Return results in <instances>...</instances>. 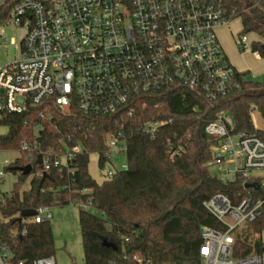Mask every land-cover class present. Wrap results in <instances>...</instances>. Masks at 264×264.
Returning a JSON list of instances; mask_svg holds the SVG:
<instances>
[{
    "label": "built area",
    "instance_id": "built-area-1",
    "mask_svg": "<svg viewBox=\"0 0 264 264\" xmlns=\"http://www.w3.org/2000/svg\"><path fill=\"white\" fill-rule=\"evenodd\" d=\"M7 2L0 0V16ZM9 23L26 33L20 42L21 57L0 65V135L7 132L2 123L7 115H23L35 107L43 108L40 118L51 117V107L63 116L109 117L118 129L105 135L107 160L103 168L97 166L103 180L126 170V162L114 169L110 161L113 155H125L126 125L145 109V98L181 88L214 103L237 87L241 73L231 65L217 37V30L230 23L220 0H14L0 21V45L16 48L14 38L7 40L1 29ZM235 40L240 53L249 50L246 36ZM160 125L163 122L147 120L141 131L153 138ZM39 129L34 123L35 135ZM204 133L212 142L205 167L224 184L240 182L245 191L237 203L222 193L203 202L218 227L200 229L201 264H264L263 247L258 253L234 255L237 234L261 215L264 206L256 185L264 184V131L233 133L231 119L220 111ZM170 149L173 155L182 151ZM83 151L81 143L70 140L59 153L42 151L36 141H22L16 150H0V155H14L0 166V237L1 225L10 221L2 211L12 194L2 189L4 177L13 174L15 186L22 175L29 189L32 179L51 166L72 173V159ZM24 154L29 163L22 168L30 167L27 175L15 168ZM22 185L19 194L28 190H21ZM77 205L89 210L90 201ZM50 209L37 207L32 209L34 215L19 221H49ZM17 233L22 236L25 230ZM11 258L0 240V264H10ZM32 264H55V260L48 256Z\"/></svg>",
    "mask_w": 264,
    "mask_h": 264
},
{
    "label": "trees",
    "instance_id": "trees-1",
    "mask_svg": "<svg viewBox=\"0 0 264 264\" xmlns=\"http://www.w3.org/2000/svg\"><path fill=\"white\" fill-rule=\"evenodd\" d=\"M13 2L8 0L0 21ZM220 2L229 21H240L241 30L236 37H257L258 41L250 42L249 51L264 60V0ZM248 76V71L238 73L237 87L214 103L181 88L145 98V109L126 125V170H118L100 183L88 173L89 156L98 154L97 166L103 168L108 153L105 135L118 129L112 119L76 113L63 116L52 107L48 109L51 117H38L41 107L23 115H7L2 121L7 132L0 135L2 151L16 150L22 141H36L42 151L51 149L57 153L69 140L84 146L83 153L72 159V173L51 166L41 177L32 179L29 189L21 194L18 190L25 177L20 176L2 211L10 219L1 225L0 237L11 251L10 264H32L35 259L53 257L49 221L20 222L22 211L77 205L87 200L89 210H80L78 214L82 264H201L200 229L218 227L204 210L203 202L222 193L237 203L245 191L240 182L224 184L205 167L212 142L204 128L220 111H226L233 123V133L257 132L251 113L257 111L264 119V83ZM147 120L163 122L153 138L141 131ZM34 123L40 126L37 135ZM171 147H181L182 151L173 155ZM28 163V154H24L15 168ZM260 184L256 183L259 195L264 197V184ZM83 189L86 194L81 193ZM243 228V238L235 239L237 257L258 253L262 248L264 206L261 215ZM23 229L25 234L21 236L17 231ZM251 234L258 237L252 239Z\"/></svg>",
    "mask_w": 264,
    "mask_h": 264
},
{
    "label": "rangeland",
    "instance_id": "rangeland-1",
    "mask_svg": "<svg viewBox=\"0 0 264 264\" xmlns=\"http://www.w3.org/2000/svg\"><path fill=\"white\" fill-rule=\"evenodd\" d=\"M1 29L4 31L7 40L14 38L16 45V48L9 44H7V47L0 45V65H3L21 57L20 42L24 37L26 30L24 28H14V26L10 23L1 26ZM240 30V21L238 19H234L233 21H230L226 27H221L217 30V37L222 46L223 52L231 65L237 71L243 72L247 71V66L250 62H255L256 60L249 50L241 54H239L240 51H237L238 49L236 50L237 47L235 39ZM253 38L254 37L252 35H246V41L248 40V42H251ZM253 41H258V39L255 38ZM252 70L254 69L250 70L251 74H249L248 79L264 83V66L260 68L258 75H255ZM223 114L226 118H230L226 111H223ZM251 122L255 130L264 131V119L261 118L257 111H253L251 113ZM1 132L5 131L1 130ZM13 158V154L2 153L0 155V166L7 165ZM96 162L97 156L95 154H91L89 156L88 173L96 182H100L102 177L97 169ZM124 162L125 158L122 155H113L110 161L114 169H119L121 164ZM109 167L110 164H108L105 168L108 169ZM4 178L5 182L2 185V189L9 193L14 188L12 183L16 180V177L11 174ZM28 186L29 183L27 179L22 185L21 190L28 189ZM80 210H86V208L80 205H69L64 207L56 206L50 209L51 218L49 220V226L53 241V258L55 259L56 264L83 263V249L78 221V214ZM93 212L98 216H102L99 212ZM245 231V228L241 229L237 236L243 238ZM247 233H249V229H247ZM255 237V235H252V239H255ZM261 242L262 247L264 248V232L261 234Z\"/></svg>",
    "mask_w": 264,
    "mask_h": 264
},
{
    "label": "crops",
    "instance_id": "crops-1",
    "mask_svg": "<svg viewBox=\"0 0 264 264\" xmlns=\"http://www.w3.org/2000/svg\"><path fill=\"white\" fill-rule=\"evenodd\" d=\"M249 35H252L254 38H253V40H255V38H257V37H255L253 34H249ZM252 40V41H253ZM251 41V42H252ZM250 43V42H249ZM236 50H237V48H236ZM238 51V50H237ZM239 52V51H238ZM249 52V51H248ZM245 53V52H244ZM239 54H241V53H239ZM251 54V53H250ZM253 55V57H254V59L256 60L255 62H250L249 64H248V69H247V71L249 72V74H251V69H254V70H252V72H254V74L255 75H258L259 74V72H260V68L262 67V66H264V60H262V59H260L257 55H255V54H252ZM101 182V181H100ZM99 182V183H100ZM55 260V259H54ZM55 264H56V261H55Z\"/></svg>",
    "mask_w": 264,
    "mask_h": 264
},
{
    "label": "water",
    "instance_id": "water-1",
    "mask_svg": "<svg viewBox=\"0 0 264 264\" xmlns=\"http://www.w3.org/2000/svg\"><path fill=\"white\" fill-rule=\"evenodd\" d=\"M30 171V167L29 166H26L24 168L21 169V172L23 175H27ZM249 186H252V185H246V187H249ZM34 215V211L33 210H25V211H22L20 213V217H19V220L21 218H28L30 216Z\"/></svg>",
    "mask_w": 264,
    "mask_h": 264
}]
</instances>
